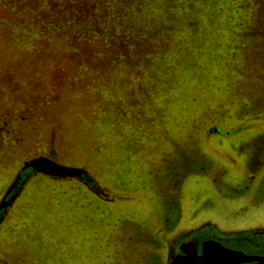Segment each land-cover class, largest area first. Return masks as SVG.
I'll return each mask as SVG.
<instances>
[{"label": "rangeland", "instance_id": "1", "mask_svg": "<svg viewBox=\"0 0 264 264\" xmlns=\"http://www.w3.org/2000/svg\"><path fill=\"white\" fill-rule=\"evenodd\" d=\"M166 118L206 138V147L215 145L207 134L215 126L264 131V0H0V198L24 160L39 155L87 170L105 192L131 193L103 200L77 181L27 183L23 196L69 195L46 197L37 211L53 214V232L32 227L27 240L50 253L49 264L137 262L121 249L124 237L140 248L126 223L148 232L144 221L155 215L149 184L173 176L167 162L192 140L166 130ZM147 140L150 149L140 151ZM254 141L231 152L239 155L231 179L250 160L257 164L256 152L262 156ZM127 178L132 185L122 186ZM212 178L234 195L235 187ZM211 191L219 198L210 183ZM33 256L0 235V264H34Z\"/></svg>", "mask_w": 264, "mask_h": 264}, {"label": "flooded vegetation", "instance_id": "2", "mask_svg": "<svg viewBox=\"0 0 264 264\" xmlns=\"http://www.w3.org/2000/svg\"><path fill=\"white\" fill-rule=\"evenodd\" d=\"M164 121L169 125L168 128H165L166 130L174 132L172 129H175V132H183V134L188 132L186 134L192 140H190L189 146H184L178 150L179 158L167 162L170 164L169 172L173 171V176L170 177L168 174L169 177L166 180L150 182L149 192L152 191L155 195L153 198L155 202H151L155 215H152L149 221H144L148 227V232L144 231V228L131 227L129 223H126L127 230H134L132 234L135 242L140 243L137 246L140 248L134 247L132 241H127L124 237V242L120 243L123 252L129 258L131 256L137 257L135 264H171L178 255L185 254L189 247L201 254L205 242L217 241L225 247L261 257L260 260L237 264H264V131L252 135L246 130V125L230 130L215 126L207 131L210 140L213 136L217 139L215 140L213 137L215 145L206 147L205 141L209 142L206 138L199 134L194 135L193 131H188L182 125H175L174 127L173 124L171 125L173 120L170 118H166ZM149 123L152 126L157 124V122L151 121ZM153 123L156 124L153 125ZM258 138L262 140H257ZM252 140L257 141H254L257 150L262 148V156L258 160L256 152L257 164L254 162L255 158L253 161L250 160L249 165L244 168V171L242 170L244 174L240 175L239 179H231L233 169L229 165L235 167L239 158L238 155L234 159V153L232 156L231 152L244 153L245 147H250L249 142ZM145 143L146 147H140V151L150 149V140ZM134 153L133 150L127 155V158L129 156V159H132ZM167 153L165 152L164 156ZM171 158L172 154L168 155L166 159L171 160ZM23 164L0 198V235L1 241L5 245L32 251L34 264H49L48 262L53 258L50 253L45 255L43 247L39 244L31 245L27 241L30 232L34 230L32 227H36L41 234L53 232L49 220L53 218V214L43 215L37 211V208H40L41 205L46 206L44 200L48 196L63 199L69 195L56 196L48 190L43 191L38 198L36 195L33 197L23 196L22 193L27 183L44 182L47 183V187H54L60 183L77 181L80 183L81 189L92 191L103 200H114L117 197L130 198L131 193L125 194L126 191L123 190L114 194L105 192L101 181L82 168L80 169L85 172L82 177H68L73 178V180L47 175L50 180L37 181L33 180L32 177L39 175V172H33L30 167L23 169ZM201 169L207 171V174L199 173V175H205L202 177H207L206 180L202 178L188 179L187 176L190 175L199 176L197 174ZM213 175L217 177V182L218 180L220 182L225 181L224 185L228 183L230 188L235 187L233 189L234 195H227L224 187H216L212 183L214 182ZM125 180L127 182L122 183V186L132 185L133 179L127 178ZM210 183L216 189L219 198H214L215 192H208ZM144 186L147 185L144 184ZM185 188H188L190 196ZM59 203L60 201L52 202V206ZM20 208H22V213L18 214ZM35 220H42L43 223L37 224ZM47 250L50 252V249ZM2 261L4 264H9L4 258ZM130 264L132 263L130 262Z\"/></svg>", "mask_w": 264, "mask_h": 264}, {"label": "water", "instance_id": "3", "mask_svg": "<svg viewBox=\"0 0 264 264\" xmlns=\"http://www.w3.org/2000/svg\"><path fill=\"white\" fill-rule=\"evenodd\" d=\"M26 167H30L33 172L60 179L73 176L82 177L85 173L80 168L68 167L59 163L50 155H39L26 160L23 169ZM260 259V256L225 247L217 241H207L203 245L201 254L189 247L185 254L178 255L171 264H237Z\"/></svg>", "mask_w": 264, "mask_h": 264}, {"label": "trees", "instance_id": "4", "mask_svg": "<svg viewBox=\"0 0 264 264\" xmlns=\"http://www.w3.org/2000/svg\"><path fill=\"white\" fill-rule=\"evenodd\" d=\"M96 1V0H95ZM115 2H116V0H114ZM108 2H106V4H107ZM96 5L98 6V8H96L94 11L96 12V15H97V19H99V14H103L104 12H103V10L101 9V6H99V2H96ZM108 5V4H107ZM143 8V7H142ZM163 9V8H162ZM146 10L147 9H144V14H146ZM186 12H184L183 13V15H190V12L192 11V9L191 8H188V9H186L185 10ZM149 12H151V13H153L150 9H149ZM193 12V11H192ZM101 16V15H100ZM126 15L124 14L121 18H124ZM154 17H156L155 19H154V21H160V19L162 20V16H159L158 14H154ZM164 24V23H163ZM164 27H165V24H164ZM161 28H163V25L161 26ZM148 33V32H147ZM146 32H144V31H141L140 32V35H139V38H144L145 37V35L147 34ZM162 35H163V31H162Z\"/></svg>", "mask_w": 264, "mask_h": 264}]
</instances>
